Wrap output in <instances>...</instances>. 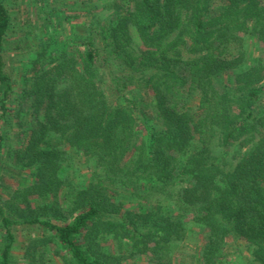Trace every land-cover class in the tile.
Returning a JSON list of instances; mask_svg holds the SVG:
<instances>
[{"label": "trees", "instance_id": "1", "mask_svg": "<svg viewBox=\"0 0 264 264\" xmlns=\"http://www.w3.org/2000/svg\"><path fill=\"white\" fill-rule=\"evenodd\" d=\"M89 5L18 85L0 0V264H264V0Z\"/></svg>", "mask_w": 264, "mask_h": 264}, {"label": "rangeland", "instance_id": "2", "mask_svg": "<svg viewBox=\"0 0 264 264\" xmlns=\"http://www.w3.org/2000/svg\"><path fill=\"white\" fill-rule=\"evenodd\" d=\"M109 1L111 0H3L11 16V27L5 44V60L16 83L19 85L21 81L20 71L28 64L32 56V48L41 43L43 38L51 37L62 41L72 33V27L76 23L71 19L60 18L62 10H66L67 13L75 12L73 8L89 11V16L91 14L97 16L94 24L99 25L109 15L99 8L95 11L89 3H96L100 7L104 2ZM82 18L85 19L87 16ZM249 45L250 50L254 51L253 45L251 43ZM16 47L18 48L14 49ZM80 171V174H77L79 181L88 176L84 168ZM24 236V230H20L17 234V243L12 249V264H22L21 243ZM249 252L244 242L229 240L225 246L226 258L235 264H246L249 260Z\"/></svg>", "mask_w": 264, "mask_h": 264}]
</instances>
